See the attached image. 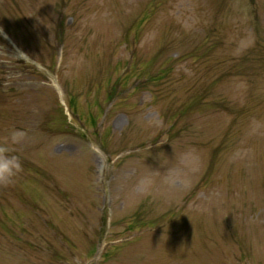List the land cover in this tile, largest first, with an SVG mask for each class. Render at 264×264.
<instances>
[{"label": "rangeland", "instance_id": "1", "mask_svg": "<svg viewBox=\"0 0 264 264\" xmlns=\"http://www.w3.org/2000/svg\"><path fill=\"white\" fill-rule=\"evenodd\" d=\"M0 264H264V0H0Z\"/></svg>", "mask_w": 264, "mask_h": 264}, {"label": "clouds", "instance_id": "2", "mask_svg": "<svg viewBox=\"0 0 264 264\" xmlns=\"http://www.w3.org/2000/svg\"><path fill=\"white\" fill-rule=\"evenodd\" d=\"M20 134L13 131L3 143H0V182L10 181L19 171L21 164L15 152V144Z\"/></svg>", "mask_w": 264, "mask_h": 264}]
</instances>
